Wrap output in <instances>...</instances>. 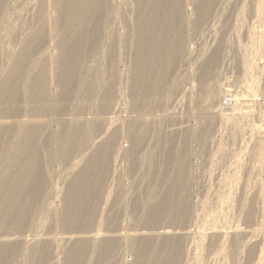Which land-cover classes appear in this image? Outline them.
Masks as SVG:
<instances>
[{
    "label": "rangeland",
    "instance_id": "rangeland-1",
    "mask_svg": "<svg viewBox=\"0 0 264 264\" xmlns=\"http://www.w3.org/2000/svg\"><path fill=\"white\" fill-rule=\"evenodd\" d=\"M4 1L5 3L2 5L3 11L1 10L0 13V66L3 65L5 61L6 47H17L22 31L20 15L18 14L20 0ZM149 1L141 0V4L144 2V5L139 8L141 14L140 16L138 15V23H135L136 13L133 20L134 22L131 25L132 30H129L132 34H127L128 38L120 39V41L115 37L114 32L109 34L110 31H106V35L104 34L105 38L101 36L104 38L102 40L101 37H98L95 42L98 33L96 36L91 33L93 32L92 27L95 18H90V21H88L89 19L85 22L83 21V24L79 26L73 24L74 27H72V22L68 20L67 24L60 26L62 31H69L67 61L62 62L63 66L60 64L59 68L54 66L52 71L53 74L49 73V67L47 68L46 64L44 67L45 72L42 75V80L44 81L42 85L43 89L32 98L31 102L25 100L24 104V100L22 99L21 101V96L17 95L15 92L16 89L8 90L7 95L5 93L6 97L3 96L0 98V112L9 111L7 113H0V120H11L10 122L13 123L4 129H0V168L5 164L4 155L6 154V149L8 150V147L11 145L12 147L16 145L17 142H15V140L21 141L24 136L23 133H21L22 130H20V132L16 130L20 120L36 119L39 122L35 125L36 133L33 134V138L31 137V139L26 140L24 145L26 148L22 151V158L21 161H19L22 162V165H25L27 162L24 161V156L34 151V163L36 165L34 177L29 183L23 184L22 188L20 187L23 193L19 196V202H24V206H26L25 221L27 223L25 222L23 224V228H13V224H9V220H11L13 215H10L12 213H8V215H5V218L2 219L3 235L19 236L28 233L30 236L36 235L38 237L53 236L55 234L58 236L60 234L67 236L70 234H88L89 232H95L97 229H101V232L109 234L112 233V230L124 231L126 229H136L137 231L135 232H139L141 229H147L149 232H152L154 231L152 229L161 226L180 233L188 230L189 233H186L184 236L177 234L178 236L169 239V241L173 242V245L168 247L163 245L162 238L157 237L135 238L132 242L127 240L126 246H124L125 248L119 249L115 247L110 254L105 255L102 251V245L113 242L112 238L108 237L102 240L103 244L100 242L101 246H98V248L95 247L96 250H91L90 248L88 250V247L86 248L84 246L82 247L83 252L81 254L74 255V252L70 251L64 257L60 255V263L86 264L89 259L88 263L90 264H111V261L115 258L116 260L121 259L130 261L131 264H244V261H246L244 255L246 250H244L243 253L239 251L241 250L242 243L250 234L244 237V239L242 238V240L237 239V242H234L236 243V247H231L230 238L232 232H229V230L239 224V227H242L244 230L253 229L256 227L257 222L259 225L260 218H262L261 216L264 214V205L262 204L263 198H261L259 191L261 186L258 184L264 175L261 169H258V155L252 154L251 151L254 146L256 133L257 135L259 134L257 128L260 129V124L263 123L264 119V89H260L257 100L252 103L250 101L251 82H247L248 84L245 82L246 80H244L245 78L243 77L239 65V55H241L243 50H247L248 52L251 51L253 54V50L259 49L260 45L261 48H264V39L261 40V42L253 39L254 41L252 40V42L250 37L245 34L247 33V28L258 25V22L255 20L256 16L251 8V0H246V5L248 6L244 12V18L242 19L241 15L238 19V26L241 28L238 32L239 35L237 34L239 37L235 36L232 27L235 22L234 19L236 18L237 7L240 5L241 0H230V6L227 9H229V11L233 9L231 13L226 12L222 14V16H219L218 12L215 18H212V16L214 17L213 13L210 14L211 16L208 17V20H213L214 24H217L215 25V33L211 31L208 33L206 31H195L196 29L191 25H186L182 18H177L172 25L174 31H180L182 33V38H184L183 40L181 38V48L186 45L193 46V54L189 58L190 60H187V63H193L195 59L197 63L196 56L199 55L200 49L209 42V44H211L214 41L213 37H215V35L216 37L218 36V39L220 36L224 38V49L223 47L222 49L225 51L226 55L222 65L224 75L223 81L226 83L228 82L227 84H229L232 89L236 91L239 90L240 92L241 90L243 91V96H245L246 99L243 101L245 105L242 104L243 106H241V108H244L243 110L248 112V121H244L243 126H245V131L250 130V132H247L248 134H246V136H250V133L254 135L252 138L246 139V142L241 148V153H239V144L235 146L236 149L230 150L229 153L228 148L232 145L230 135L233 128L229 123L222 125L223 133L218 132V122L215 124L212 123L210 140L213 141V143H211V147H209V144L206 145L205 142L204 144L198 143V138L196 141L193 138L192 140H188V137L185 139L188 130H186L184 126L187 124H195L197 115L204 118V110L201 102L202 98L200 97L201 94L195 95V98L192 97L189 100L188 92L182 94L185 83L181 81L180 84L182 87L181 89L179 88L180 90H177L173 98L176 103L175 112L172 114L170 113V116H168L169 118L162 119L161 116L163 111H161L160 108L156 109V111L152 110L153 112L150 110L152 113L150 111H145L144 115L148 117V123L141 128L139 143L136 147L138 149L133 154L127 153L124 157L119 155L116 158L117 161L115 165H113L112 162L110 166L107 165L104 178L96 181L95 172L97 170V165H92L94 162L91 159H87V163L86 161L80 162L71 173L66 175V171L73 164V161L82 157V160L86 157L89 158V154L95 149V147L94 149L90 147L91 143H94L96 147L103 146L105 140L103 136L109 133V131L113 132V128L120 122L119 119H110L109 123L107 122L103 128L94 133H67L64 130L67 125L64 121L66 118H92L95 112H98L95 107L90 108L88 104L92 102L95 96L97 97H95L94 101L98 102V97L100 96L95 95L91 97L92 95L87 94L88 92L86 93V85L88 84L87 81L91 73L88 67L92 64V59H97L95 56L98 57V55L103 53L105 59L101 67L103 72H100L101 74L99 73V90L101 93L106 90L108 85H115L118 87V94L120 95L116 96L114 100L121 98V95H127V99H130L129 94L132 81L129 77L128 79L125 78V75L122 76L123 79H118V75L121 71L126 69L127 71L128 69L132 70L134 67L136 70L140 71L141 76H138L140 79H138L139 81L136 80V85H138L137 92L140 91L139 94L141 95L143 94V90L148 86L145 84L150 81V70L152 72L153 68L163 66L157 58L162 56V53L165 51L166 41L168 40L167 37L169 38V34H166V32L164 33V31L163 33H158L160 29L167 30V28H165L166 25H164L162 21L164 0H157V7L149 4ZM193 1L194 0H188L189 3L187 8L194 10ZM175 2L178 10H181L185 0H175ZM155 14L159 16L156 17ZM227 14L228 17H226ZM6 19L9 20V22H7ZM88 23H90V26L87 27ZM112 26L113 24L108 27L111 29ZM112 28L115 29V27ZM218 30L219 32L216 34ZM75 33L78 35V40H76L77 35L74 37ZM153 39H155V41ZM41 42L43 44V52L45 51L44 54H46V50L48 52L50 46H48V42L47 45L46 42ZM238 43L240 44L238 45ZM36 56L37 55H33L31 58L32 60L28 61L26 69L28 68L32 71V67L38 64L37 61H39V59H36ZM204 57L206 56H202L203 61L205 60ZM179 58L177 61H179ZM138 62L139 66H137ZM170 75H172V72L167 76V81H169ZM62 77H65V82H61ZM241 77H243V79ZM80 78L83 79V82L77 81L80 80ZM51 91L53 92L52 94H54L53 96H55L54 100L44 101L43 98L49 97V92ZM223 98L224 97L221 96L219 104H221ZM31 103L32 105L37 103L40 107L35 108L34 111L27 107H23ZM119 103L122 105L121 99ZM116 110L117 108L112 114L110 112L112 111L111 108L105 115H107V117L109 115L116 116ZM122 114L123 112L121 115ZM132 114H136V112ZM157 116L160 117V119ZM255 130L257 131L255 132ZM53 131L58 132L56 136L64 138L62 143L58 142V137L54 135L55 133ZM114 140L115 149L122 145H128L127 148H130L132 145L124 135H118ZM80 141L82 147L80 150H77L75 148ZM219 143L220 146L217 149ZM222 148L226 150L221 151ZM247 150L251 152L246 155L244 153ZM236 151L239 153V156H237L238 153ZM182 152L183 154L186 153V156L184 157L181 171L184 170L186 174L188 173V176L184 175L188 182V186L186 185L188 188L186 187L183 196L184 205L182 204L180 212L177 213V215L175 214V210L177 211L179 208L175 209L171 206L169 208L171 209L168 215L169 217H164L161 221H156V224L154 223L151 225L149 221L154 218L156 210L160 207L161 198L166 193L172 180L177 177V166L181 164L182 158L180 159V154H182ZM52 154H56V156L51 157ZM241 154H243V157L240 160ZM190 165H196L197 173L198 171L199 173L197 174L196 171H193L191 176ZM224 173L226 175L227 173L230 174L229 178H231L229 180L224 179L222 177ZM195 174L199 181V186H202H200L197 192L193 191L192 186L193 179L195 180ZM6 183L10 185L11 179H8ZM54 184L55 186H60L58 195L55 194V190H53L55 187ZM89 186H91L92 189ZM97 188L101 189L100 194ZM109 188H111V191L108 198L104 200V195ZM233 189L240 193L234 195L231 193ZM216 190L219 191L216 192ZM243 195L246 197H244L247 202L246 208L250 209L251 213H253V217L250 216L247 222L242 220L239 221L240 216L238 217L237 212L240 207V202H242ZM203 199L207 200L204 208L201 206ZM52 202L58 205L57 217L53 216V218L52 214L49 212V203ZM28 211L29 213H27ZM175 215L177 216L176 220L174 219ZM4 222L7 224H4ZM201 223L204 224L202 231L199 233L198 226ZM213 226H218L227 231V233H224L226 241L224 240L222 243L224 245V250L220 252V247L218 245L211 248L206 245L199 250L195 245V241L201 237L206 243L209 240V232L212 230L211 228ZM247 226L248 228H246ZM254 234L255 236H253L252 239L261 240L262 237H264V230L259 231V233L256 231ZM178 249L182 251L181 257L179 259H176V257L172 259ZM187 249L188 259L186 262V260L183 261V259L184 252ZM48 263L49 262L46 264Z\"/></svg>",
    "mask_w": 264,
    "mask_h": 264
},
{
    "label": "bare ground",
    "instance_id": "bare-ground-1",
    "mask_svg": "<svg viewBox=\"0 0 264 264\" xmlns=\"http://www.w3.org/2000/svg\"><path fill=\"white\" fill-rule=\"evenodd\" d=\"M4 3H5L4 0H0V13L2 10V5ZM143 3L144 2H142L141 4V0H138L137 3L136 0V11H135V0H20V8L18 14L20 15V25L22 31L20 33L17 47H12V46L6 47V57L4 59L5 61L4 64L0 66V98H2L3 96L6 97L8 90L16 89L15 92L17 93V95L21 96V101L23 99L24 100L23 104H24L25 100L27 102H31L32 98H34V96L38 94L41 89H43L42 85L44 81L42 80V75L45 72L44 67L46 66V64H47V68L49 67L48 68L49 73L53 74L52 71L54 69V66L56 68H59V65L60 64L62 65V62L67 61V54L69 48L68 46L69 31L68 30L62 31V29H60V26H63V24L64 25L67 24L68 20L72 22V25L77 24L79 26L80 24H83V21L85 22L88 19H89L88 21H90L91 20L90 18H95L94 19L95 22L92 27L93 32H91L92 35L95 34V36L98 33L95 42L98 39V37L101 36L104 37L106 31L107 32L110 31L109 34L114 32L115 37H117L118 41H120V39H126L128 38V35L132 34L131 31L129 32V30H132L131 25L134 22L133 20L136 16V13L137 16L135 18V23H138V15L140 16L141 14L139 12V8L143 7L142 6L144 5ZM157 3H158L157 0L149 1V4H151L152 6H156ZM188 3H189L188 0H185L181 8L182 11L179 9L181 11L180 14V11L176 7L175 0H164V6L162 9V11H164L162 16L163 17L162 21L164 25H166V27L165 26L164 27L167 28V30L165 31L160 29L158 33L160 34L163 33L164 31V33L166 32V34H169V38L167 37L168 40L166 39L167 41H166L165 51L162 53V56L157 58V60H159L163 66H159L158 68H153L152 72L150 69H148L150 70L151 78L150 81L147 84H145L148 86L146 87L145 90H143V94L140 95L139 94L140 91L137 92L138 85H136V80L140 79L139 77L141 76V74L140 71L135 69V67L132 68V70L128 69L127 71L126 69L124 71H121L118 75V79H121L123 75H125V78L127 79L128 77L129 79L131 78L132 86L129 94L130 99H127V95L125 96L121 95V98L114 100L116 96L120 95L118 94L119 93L118 87H116L115 85H111V86L108 85L106 90L100 93L99 75L101 74L100 72H103L101 67L103 66V61L105 58L103 57V53H101L100 55H98V57L95 56V58L97 59H92L93 62L88 67V70L91 73L87 81L88 84L86 85L87 87L86 93L88 92L87 94L92 95L91 97L95 95L100 96L98 97V102L94 101L95 97H97L95 96L92 102L91 103L89 102L90 104H88L90 108L95 107V109H97L98 112H95L92 118L91 117H79L78 119H76L75 117L66 118L64 121L65 124L67 125L64 130L67 133L68 132L69 133L81 132L83 134L90 132L94 133L99 131V129L103 128L107 122L109 123L110 119H119L120 122L113 128L114 130L113 132L109 131V133L103 136L105 138L103 142L104 143L103 146L96 147L94 143H91L90 147H93V149L95 147V149L89 154V158L85 156L86 158H84V160H82L83 159L82 157L80 159L78 158V160L76 161H73V164L67 169L66 175L71 173L80 164V162L86 161L87 159H91L94 162L92 163V165L93 164L97 165V170L95 172L96 181H99L100 179L104 178L106 175L105 172L107 170V165L110 166L111 162L113 165H115L117 161L116 158L119 155L124 157L127 153L133 154L138 149L136 147L139 143L141 128L143 126H146V124L148 123V117L144 115L145 111H150V110L156 111V109L160 108L161 111H163L161 116L162 119H166L168 116H170V113L172 114L175 112L174 109L176 107V103L173 98L177 90L179 88L181 89L182 87L180 84L181 81L185 83V85L183 84L184 90L182 94H186L188 92L189 100L192 97L195 98V95L201 94L200 97L202 98L201 102L204 110L203 111L204 118L197 115V120L195 124L193 125L187 124L184 126V128L188 130L187 131L188 136L185 134L186 135L185 139H187L188 137V140L189 139L192 140L193 138L196 141V139L198 138L199 139V141H197L198 143L200 142L204 144L205 142L206 145L209 144V147H211L212 145L211 143H213V141L210 140V132H211L210 129L212 123L213 124H215L216 122L219 123L218 124L219 133L223 131L222 125L229 123L231 124V126H233L230 135L232 145L230 148H228L229 153L230 150L236 149L235 146H237L238 144L240 145L239 153H241L242 151L241 148L246 142V139L248 138L250 139L252 138V136H254L252 135V133L249 134L250 136H246V134H248L247 132H250V130L245 131V126H243L244 124L243 122L246 120L248 121L247 118L248 112L243 110L244 108L243 109L241 108V106H243L242 104H244L243 103L244 99H246L245 96H243V91L241 90L240 92L238 90L239 91L238 92L235 89H232L230 85L227 84L228 82L226 83L225 81H223L224 75H223L222 65H223L224 57L226 55L225 51L223 50L224 49L223 42L225 41L224 38L220 36L218 39L217 38L218 36L216 37L215 35V37H213L214 41L211 44H209L210 43L209 42L208 44L202 46V48L200 49V52L198 53L199 55L196 56L197 63H196V59L193 60L194 61L193 63H187V60H190L189 58L193 54L192 53L193 46L186 45L185 47L183 46L184 48L183 47L181 48V43H182L181 41L184 39L182 38V33L178 30L174 31V29L172 28V25L177 20V18L179 19L182 18L185 21L186 25L188 26L191 25L196 29L195 31H206L207 33L211 31L215 33L214 32L215 25L217 24H214L213 20L210 19L208 20V17L211 16L210 15L211 13L214 14V17L212 16V18H215L218 12H219V16H222V14L226 12L231 13L233 9H230V11L229 9H227L230 6V0H194L192 2V4L194 5L193 8L194 10H192L191 8H187ZM250 3L254 15L256 16L255 20L258 22V25L255 26L253 25L252 27L247 28L246 32L248 34L247 33L245 34L248 37H250L251 41L254 39L261 42V40L264 39V0H251ZM247 6L248 5H246V0H241L240 5L237 7V14L235 15L236 18L234 19L235 22L232 27V31L235 32V36H237V34L239 35L238 32L241 30L240 26H238L239 24L238 19L240 18L241 15H242L241 18L242 19L244 18V12L246 11ZM226 17H228V14ZM7 22H9V20H7ZM89 24L90 23H88L87 27L90 26ZM112 24H113L112 27H115V29L112 27L110 29V27H108L109 25ZM74 25L72 27H74ZM218 32L219 30L216 31V34ZM76 35L77 33L74 34V37H76ZM102 37L101 39L103 40L105 37L104 38ZM78 39L79 38L77 35L76 40ZM153 40L155 41V39ZM41 41L46 42V45L48 42L49 44L48 46H50L49 47L50 50H48V52L46 50V54H44L45 51L43 52L42 49L43 44ZM239 44L240 43H238V45ZM33 55H37L35 58L39 59V61H37L38 64L36 66L32 67L33 69L31 71L28 68L26 69V64L28 63V61L32 60L31 58L33 57ZM203 55L206 56L204 57L205 58L204 61L202 60ZM239 56H240L239 65L243 73V77L245 78L244 80H246L245 81L246 83L251 82L250 101L254 103V101L257 100V95L259 94L258 92L260 91V89L261 88L264 89V48L263 47L261 48L260 45L259 49L253 50V54L251 51L248 52L247 50H243L241 52V55ZM178 58L179 61H177ZM137 66H139V62ZM171 72L172 75H170L169 81H167V76L169 75V73L171 74ZM243 77L241 78L243 79ZM65 81H66L65 77H62L61 82H65ZM77 81L83 82V79L80 78V80ZM52 93H53L52 91L49 92V97L43 98V100L44 101L54 100L55 96H53L54 94ZM221 96L224 98L221 100V104H219ZM225 98H228L230 103L228 105L223 106L222 101L225 100ZM120 99L122 100V105H120L119 103ZM23 107H27L30 110L34 111V109L40 107V105H37V103L32 105L31 103L30 105H24ZM111 108L112 111L110 112L112 114L114 113V110L117 108L116 110L117 114L116 116L109 115L107 117V115L105 114ZM7 112L9 111H5V112L2 111L0 113L2 114ZM122 112L123 114L121 115ZM134 112H136V114H132ZM158 118L160 119V117ZM10 121L11 120H6V119L0 120V129H4L7 126L12 125L13 123H11ZM125 121H126V125H125ZM38 123L39 122L36 119L20 120V123H18V128L16 130H18L19 132L20 130H22L21 133H23L24 136L22 137L21 141L15 140V142H17L16 145H14L15 143L14 142L13 147L10 144L11 146L8 147L9 149L8 150L6 149V154L4 155L5 164L0 168V264H46L47 262H49L48 264H62L60 263V258H61L60 255H63L64 257L70 251L74 252V255L81 254L83 252L82 247L84 246L86 248L88 247V250L89 248L91 250H96L98 246H101L100 242L102 243V240L107 239L108 237H111L113 242L112 243L110 242L108 244L102 243L103 244L102 251L105 255L110 254L113 248L115 247L119 249L125 248L124 246H126L127 240H130L132 242L135 238H140V239L146 237L162 238L163 245L165 247H168L173 245V242L169 241V239L178 236L177 234H181L182 236H184L186 233L187 234L189 233L188 230H185V232L180 233L178 231H173L172 229L169 230L168 228L160 226L157 227L156 229H152L154 230L152 232H149L147 229L146 230L141 229V231L139 232H135L137 231L136 229H132V230L126 229L124 231L112 230V233L109 234V233L101 232L100 231L101 229H97L95 232H91V233L89 232L88 234H83V233L78 235L70 234L67 236L61 234H60L61 236L60 235L58 236L57 234H55L53 236L38 237L36 235L30 236L28 233L19 236L3 235L2 219H4L5 215H8V213H12L10 215H13L11 217V220H9L10 222L9 224L11 225L13 224L12 225L13 228H19V227L23 228L22 226L26 222L25 221L26 206H24L25 203L19 202V196L20 194L23 193L20 190V187L22 188L23 184L29 183L30 180H32L34 177V171L36 168V165L34 163L35 162L34 161L35 158L33 154L34 151L24 156L25 159L24 161L27 162L25 165L24 164L22 165V162L19 161H21L22 158L21 155V153H23L22 151L26 148L24 146L26 140L31 139V137L33 138L34 136L33 134L36 133L35 125ZM260 125H261L260 129L257 128L258 131L255 130V132L257 131L259 132V134L257 135L256 133V137L254 139L255 140L254 146L252 147L251 151L252 154L258 155V169H261L262 174L264 175V119H263V123H261ZM54 133H55L54 135L56 136L58 132H54ZM118 135L126 136L132 144L131 147L127 148L128 145L127 146L122 145L121 147L119 148L117 147L115 149L113 142H115L114 139ZM63 141H64L63 137L62 138L58 137L59 143H62ZM219 146L220 143L218 144L217 149L219 148ZM81 147L82 145L80 141V143L77 144L75 149L80 150ZM225 150H226L225 148L221 149V151H225ZM251 151L247 150L244 154L247 155ZM239 153L237 154V156H239ZM52 156H56V154H52L51 157ZM185 156L186 153L183 154L182 152V154H180V159L181 158L182 159H181V164H178L177 166V177L172 180V182L168 186L169 188L167 189L166 193L161 198L162 201L160 203L161 205H159L160 207H158V209L156 210L154 218L149 221L151 222V225L154 223L156 224V221L157 222H159V220L161 221V219H163L164 217L165 218L169 217L168 215L171 212V209L169 208L171 206L174 207L175 209L179 208L177 209V211L175 210V214L177 215V213L180 212V207L182 206V204L184 205L183 196L186 191L185 189L188 186L187 185L188 182L186 181L184 175L188 176V173L186 174L184 170L181 171V168H183L182 166ZM242 157L243 154H241V157L239 159L241 160ZM189 168H191V170L189 169L191 171V172L189 171L191 176L193 171L194 172L196 171L197 173L196 165H190ZM229 175L230 174L228 173L227 175L224 173L222 174V177L226 180H229L231 178V177L229 178ZM194 178L195 180L193 179L192 182L193 191L197 192L201 185L199 186V181L196 178V174ZM8 179H11L10 185L9 183H6ZM258 184H260L261 186L259 191L261 198H263L262 204L264 205V177L261 178ZM59 187L55 186L53 188V190H55V194L57 195L60 192ZM98 191H100L99 192L100 194L101 189L99 188ZM110 191L111 188H109V190L107 189L106 194L104 193L105 194L104 200L108 198ZM218 191L219 190H216V192ZM231 193L236 195L237 193L240 192L233 189ZM244 197L245 196L243 195L242 202H240V207L237 212H238V217L240 216L239 217L240 219L238 218L239 221L242 220L244 222H247L250 219L249 218L250 216L253 217V213H251L250 209L246 208L247 202L246 199H244ZM202 202L203 203H201V206L204 208L206 206L207 200L203 199ZM49 204H50L49 212L52 214V218H53V216H56L58 212V205H56L55 202ZM27 213H29V211ZM176 215L175 217L173 216L175 220L177 217ZM261 217L262 218H260L259 225L257 224L258 223L257 222L256 227L255 228L252 227L253 229H246L248 228L247 226L245 228L246 230H244L242 227L241 228L239 227L240 225L239 224V225H235L231 230H229V232H232L230 238L231 247H236L235 245L236 243L234 242H237L236 241L237 239L242 240V238L244 239V237L250 234L248 238L242 243L241 250L239 251L240 253H243L244 250H246V253L244 254L246 261H244L245 262L244 264H264V237H262L261 240L255 238L252 239V237L255 236L254 233L256 231L259 233V231L264 230V214ZM254 219H255V214H254ZM4 224L7 223L4 222ZM203 224L204 223H201L198 226L199 233L203 229ZM211 229L212 230L209 232L210 234L209 240L205 243L203 241V238L199 237L198 240L195 241V245L197 248H199V250L206 245H208L209 248L218 245L220 247V252H222L224 250V245L222 244L223 241L225 240L224 233H227V231L223 230L218 226H213ZM181 252L182 251L178 249L175 252L172 259L175 257L176 259L177 258L179 259L182 255ZM187 259H188V249L184 252L183 261L186 260L187 262ZM117 260L114 258L113 261H111L112 262L111 264H131L130 261L121 260V259L118 261ZM87 261L89 262V259ZM88 262L85 263L90 264Z\"/></svg>",
    "mask_w": 264,
    "mask_h": 264
},
{
    "label": "built area",
    "instance_id": "built-area-1",
    "mask_svg": "<svg viewBox=\"0 0 264 264\" xmlns=\"http://www.w3.org/2000/svg\"><path fill=\"white\" fill-rule=\"evenodd\" d=\"M229 103L230 102L228 98H225V100L222 101L223 106L228 105Z\"/></svg>",
    "mask_w": 264,
    "mask_h": 264
}]
</instances>
